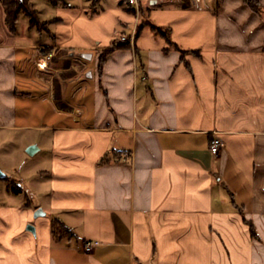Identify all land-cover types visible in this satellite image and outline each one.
Segmentation results:
<instances>
[{
	"label": "crops",
	"instance_id": "crops-1",
	"mask_svg": "<svg viewBox=\"0 0 264 264\" xmlns=\"http://www.w3.org/2000/svg\"><path fill=\"white\" fill-rule=\"evenodd\" d=\"M42 1L0 39V132L46 178L0 210V264H264V0Z\"/></svg>",
	"mask_w": 264,
	"mask_h": 264
},
{
	"label": "rangeland",
	"instance_id": "rangeland-1",
	"mask_svg": "<svg viewBox=\"0 0 264 264\" xmlns=\"http://www.w3.org/2000/svg\"><path fill=\"white\" fill-rule=\"evenodd\" d=\"M32 1L35 8L43 13L46 4H42V0H29ZM67 7H77L78 3L88 2V0H65ZM119 0H100V5L109 6L117 5ZM146 11L150 5L147 3L142 4ZM88 9L93 12L94 9L88 6ZM96 13V12H95ZM142 15V14H141ZM42 16V14H41ZM29 27V18L24 12H20L16 22V34H25ZM31 32H36L35 28ZM11 34L7 31L4 19L3 10L0 5V39L11 38ZM27 131H7V133L0 132V170L4 177H0V210L3 208L14 207L24 208L25 204L30 207L41 205L43 203L44 184L46 178L36 170V163L34 156L24 147L25 137L28 135ZM41 217V216H38ZM35 215V211L29 217L24 216L21 220L24 231L28 225L34 226L35 222L39 219ZM4 222V219L0 216ZM49 233L53 232L51 217H48ZM32 237H35L33 232H30Z\"/></svg>",
	"mask_w": 264,
	"mask_h": 264
},
{
	"label": "trees",
	"instance_id": "trees-1",
	"mask_svg": "<svg viewBox=\"0 0 264 264\" xmlns=\"http://www.w3.org/2000/svg\"><path fill=\"white\" fill-rule=\"evenodd\" d=\"M244 1L247 3V5L252 10L254 11L260 10L255 0H244ZM98 2H100V0H92V3L94 5ZM0 5L2 6V10H3V19H4L5 27L11 33L15 32L16 30V22H17L18 15L20 12H24L29 18V27H35L36 29L41 30L45 26L44 22L39 20L36 10L32 7V4L29 2V0H0ZM118 5L123 8L131 9V7L127 3V0H119ZM141 8H142V4L140 5V9ZM153 30L163 35L165 38H168V35L170 33V30L168 28L153 27ZM113 46L114 44H112L111 47ZM102 61H103V58L100 59L98 68L101 67ZM57 225L58 224L56 222H52V226L54 230L58 228ZM250 229H251L252 236H256V233L254 232L252 226H250ZM62 231L68 232L69 230H66L63 227Z\"/></svg>",
	"mask_w": 264,
	"mask_h": 264
},
{
	"label": "built area",
	"instance_id": "built-area-1",
	"mask_svg": "<svg viewBox=\"0 0 264 264\" xmlns=\"http://www.w3.org/2000/svg\"><path fill=\"white\" fill-rule=\"evenodd\" d=\"M157 1L160 0H127V3L131 8L138 10L142 3L151 4L152 2H157ZM121 39L125 40L126 36H123ZM221 146H222V141L220 140V138L215 135L212 136L209 142V150L211 154L214 156L217 155L220 151ZM97 244H98L97 241H87L84 243L83 246L86 251H90Z\"/></svg>",
	"mask_w": 264,
	"mask_h": 264
},
{
	"label": "water",
	"instance_id": "water-1",
	"mask_svg": "<svg viewBox=\"0 0 264 264\" xmlns=\"http://www.w3.org/2000/svg\"><path fill=\"white\" fill-rule=\"evenodd\" d=\"M152 3H155V2H152ZM152 3H151V4H152ZM81 57H82V58H89L90 56L87 55V54H81ZM90 75H91V74H90V72H89V76H90ZM27 151L31 154L32 151H33V147L30 146V147L27 149ZM0 177H4V174L1 172V170H0ZM39 211H40V210H39ZM39 211H37V212L35 213V215H38L37 213H38ZM39 213H40V212H39ZM41 213H42V212H41ZM27 230H30V231L34 232V227L31 226V225H28V226H27Z\"/></svg>",
	"mask_w": 264,
	"mask_h": 264
}]
</instances>
